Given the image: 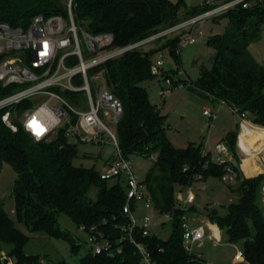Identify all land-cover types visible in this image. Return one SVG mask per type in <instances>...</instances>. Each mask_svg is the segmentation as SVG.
Instances as JSON below:
<instances>
[{"label":"trees","instance_id":"16d2710c","mask_svg":"<svg viewBox=\"0 0 264 264\" xmlns=\"http://www.w3.org/2000/svg\"><path fill=\"white\" fill-rule=\"evenodd\" d=\"M69 1L0 0V23L26 27L38 15H58L68 20ZM249 2V8L239 5L214 18H227L228 30L224 36L208 40V45L217 51L214 66L202 70L194 86L206 94L212 104L224 101L233 113H249L253 123L264 128V67L249 50L260 38L264 26V0ZM184 7L183 0L176 3L170 0H72L71 9L79 28L92 36L113 34L112 48H118L136 44L208 10L201 5L181 17ZM182 37L160 38L129 50L90 72L96 74L103 70L106 88L122 104L123 114L116 124V133L123 156L127 159L157 156L144 184L152 197L155 213L171 215L172 231L166 240L155 234L135 236L147 246L155 264L208 263L195 252H187L183 246L184 219L194 210L195 204L187 210L179 208L176 194L192 185L196 176H202L204 181L209 178L222 181L224 173V167L215 163L212 153L203 157L202 143H190L184 148L173 145L167 134V116L162 114L161 107L151 102L147 87L142 85L158 78L152 74L155 55L168 50L178 57L176 48ZM165 40L168 41L163 48L150 49L149 45ZM162 73L164 80L172 81L173 87L188 84L186 80L175 79L177 71ZM13 90L14 87H3L0 83V98ZM64 96L79 105L74 93L67 92ZM30 104L25 101L16 107V115L22 114ZM3 113L0 112V168L3 164L9 165L17 178L12 188L14 218L0 203V249L16 264H42L39 255L26 251L31 238L18 228L23 224L32 233L69 241L76 253L81 245L70 232L61 228V216L69 218L78 228L96 226L114 242L122 236L120 227L128 224L124 213L127 204L125 180L105 181L100 177L102 170H97L96 165H75L76 160L87 158L80 156L78 145L66 136V126L57 129L49 139L37 142L17 120V132L6 127L2 122ZM239 133L238 123V130L223 139L230 147L234 156L232 164L239 175L237 187L232 190L237 199L231 201L224 215L211 208L209 221L227 235L229 243H243L245 262L238 264H264V209L260 204L264 173L244 175L237 153ZM131 207L134 211L136 205L132 203ZM218 228L214 226L219 232ZM123 246V253L116 257L89 251L80 264H139L140 256L135 247L129 242Z\"/></svg>","mask_w":264,"mask_h":264},{"label":"built area","instance_id":"2783aa9c","mask_svg":"<svg viewBox=\"0 0 264 264\" xmlns=\"http://www.w3.org/2000/svg\"><path fill=\"white\" fill-rule=\"evenodd\" d=\"M202 5L208 7L204 13L184 19L176 26L136 44L118 48H112L113 34L92 36L76 25L71 9L72 0L68 4V20L58 15L49 17L38 15L26 27H13L5 22L0 23V83L3 87H14L10 94L0 98V112L4 111L2 115L4 125L13 132H17L18 126L15 121H19L23 129L37 142L49 139L57 129L63 126L67 127L66 136L76 145L79 143L103 144L105 135L111 139L114 160L104 166L100 177L105 181L118 178L125 180L127 204L124 207V213L127 215L128 224L120 227L123 234L115 242L96 226L90 229L82 227L81 229L88 234L89 251L95 255L106 254L109 257H116L123 253V244L129 242L140 256L139 264H155L147 246L135 238L136 234H141L143 237L151 235L153 217L149 213L138 217L136 211L141 203L146 211L154 210L152 197L144 181L134 173L132 159L123 156L117 133L112 131L102 119V116L111 117V123L116 125L123 114L122 104L106 86L97 90L95 95L89 74L93 69L122 56L129 50L148 45L160 38L171 37L184 30L187 32L181 39L180 47L195 45L198 39L204 36L198 30L204 21L224 15L239 5L249 8L251 3L249 0H202ZM83 42L88 50L87 57ZM165 64L164 57L159 56L152 66V74L160 76ZM93 79L101 80L102 77L94 75ZM75 80L82 81L83 85L74 86ZM163 82L167 86L163 93L168 95L173 83L170 79H165ZM67 92H84L88 100V109L85 110L81 104L72 107L64 96ZM25 101L31 104L22 114L16 115V107ZM216 105L212 108H203V116L209 123V128L218 118L220 110L227 106L224 101H219ZM238 117L241 131L237 141V153L243 160L241 155L247 157L248 153L241 145L240 135L246 126L251 128L253 126L248 122L249 113H243ZM263 140L258 139V143L263 145ZM209 153H214L215 163L224 167L222 182L230 186L236 184L239 175L232 164L234 156L227 142L222 140L213 146L207 140L203 143L202 155L206 157ZM254 153L257 154L255 158L258 162H262L263 153L260 149H255ZM150 159L156 161L157 156H151ZM198 183H205L202 176H196L192 185L177 192L176 201L179 208L187 210L196 203L198 191L206 189L204 185L200 189L196 188ZM132 203L136 205L134 211L131 209ZM211 208L214 206L211 205ZM164 216L171 219L169 214ZM184 221L183 246L187 252H194L195 246L202 247L206 239H214L213 233L207 234L203 226L189 225L186 223V218ZM197 256L200 259L203 258L201 254ZM242 258L243 253L238 252L236 259ZM0 262L16 264L2 249H0ZM39 262L46 264L42 259Z\"/></svg>","mask_w":264,"mask_h":264},{"label":"rangeland","instance_id":"374dc122","mask_svg":"<svg viewBox=\"0 0 264 264\" xmlns=\"http://www.w3.org/2000/svg\"><path fill=\"white\" fill-rule=\"evenodd\" d=\"M174 3L179 0H170ZM185 7L182 9L181 17L186 16V12L191 9H198L202 5V0H183ZM223 2V1H221ZM262 2V1H261ZM218 18V17H217ZM228 19H208L204 21L198 30L203 33V37L199 38L195 45L186 47L177 46L176 58L168 50H164L158 55L154 56V60H158L159 56H163L165 59V66L162 71L172 72L177 71L174 75L175 79L186 80L187 85L180 84L178 87H171L170 94L163 93L161 88V82H163V73L154 81L145 82L142 85L148 88L150 99L153 104L161 107L162 114L167 116V134L170 141L176 148H184L190 142L196 144L204 143L209 140L210 144L218 143L226 138L230 132H236L238 130L239 117L233 113L228 106H224L219 114L218 118L214 121L213 126L209 128V123L203 116L204 107H216L217 105L209 102L201 92L194 86L202 74V70H210L214 66V58L217 51L215 48L208 45V40L217 36H224L228 30ZM187 31H182L178 34L171 35V39L182 37ZM197 34V33H196ZM81 38L83 36L81 35ZM84 41V40H83ZM162 41L157 44H151L150 49L163 48L166 44ZM147 46V48L149 47ZM83 48L87 57L88 50L85 48L83 42ZM180 48V49H179ZM180 50V51H179ZM250 54L252 57L264 67V26L261 29L260 38L250 45ZM94 75H100L101 80L93 79ZM91 84L96 95V91L105 86L104 71L100 70L96 74L90 73ZM161 81V82H160ZM164 83V82H163ZM73 85L80 87L83 85L82 81L75 80ZM75 99L78 104L84 106L85 110L88 109V100L84 92L74 93ZM67 101L72 107H76L72 101ZM248 118V122L253 128L246 126L244 129H252L253 136L257 135L259 126L255 125L252 121V116ZM112 116V113H111ZM104 123L112 130L116 132V125L111 123V117L102 116ZM258 127V128H254ZM241 131V127H240ZM244 131V130H243ZM259 137V136H258ZM103 144L92 143H79L78 150L80 156H84L87 160H76L75 165L79 166L83 164L85 167H91L96 165L97 170H103L104 166L114 160V147L111 143V139L108 135L104 136ZM257 142V140H256ZM251 143V142H250ZM252 144V143H251ZM256 144L253 143V147ZM254 153V150H252ZM87 155V156H86ZM90 156V157H88ZM257 156L254 153L250 158L241 155L240 166L246 177V171H252L253 173H264V154L262 155V162H258L255 158ZM153 161L142 156H133L132 165L133 171L136 176L145 181L148 177ZM248 163V166L244 169V165ZM261 169V171H260ZM255 176V175H254ZM17 176L12 168L3 164L0 168V203L3 208L10 213V216L14 218L13 209L14 201L12 198V188ZM206 186L205 190H199L197 193V201L194 206V210H190L185 216L186 223L193 226H203L207 232V226L209 221L210 206L213 205L214 209L220 214L227 213V208L231 201H236L237 196L232 193L233 189H236V184H225L217 178H209L205 183H198L195 187L202 188ZM94 193H92L93 196ZM260 204L264 209V193L262 189ZM136 215L141 217L142 215L149 213L153 217L151 234H155L159 238L166 240L169 238L172 225L171 219L163 215H159L154 210L146 211L142 203L138 206ZM61 228L67 230L75 238V242L80 244L81 247L76 253H73L72 247L69 241L63 239L51 238L42 233H32L25 225L19 224L18 228L28 235L31 240L26 247V251L29 254L39 255L46 263H55L58 261H66L69 264H80L81 258L89 252L90 245L88 244V234L81 228H78L69 218L61 216L60 219ZM218 227V226H217ZM218 236L219 232L215 231ZM243 243L236 244L229 243L227 241V235L223 233L222 240L210 241L206 239L202 247H194L196 254H201L203 259L212 264H233L244 263L245 258L237 260L236 256L238 252H243Z\"/></svg>","mask_w":264,"mask_h":264},{"label":"crops","instance_id":"0c3cea01","mask_svg":"<svg viewBox=\"0 0 264 264\" xmlns=\"http://www.w3.org/2000/svg\"><path fill=\"white\" fill-rule=\"evenodd\" d=\"M161 82V81H160ZM163 82H161V85H162ZM162 88V86H161ZM148 89V88H147ZM164 90V89H163ZM149 92V91H148ZM201 94L208 100L207 98V95L204 94L203 92H201ZM150 98V96H149ZM151 100V99H150ZM209 101V100H208ZM152 102V100H151ZM253 133H256V132H253L252 129H244V131L241 133L240 135V142H241V145L242 147L245 149V151L248 153L247 155V158H250L251 156L254 155V153H252L251 149L252 150H255V149H260V152L264 154V129L262 130H258L257 132V135L255 134V137L253 136ZM259 136V137H258ZM258 139L260 140H263V145H260L258 143ZM257 140V142H256ZM247 141H248V144H247ZM252 144H251V143ZM190 143H193L195 145H199V144H196L195 142H190ZM189 143V144H190ZM253 143L256 144L255 147H253ZM216 144V143H215ZM188 145V144H187ZM214 146V144H212ZM213 155H215L214 153H212ZM246 166H248V163L246 165H244V169L246 168ZM261 171V169H260ZM247 175L248 176H254V175H258L260 172L258 173H253L251 170L250 171H246ZM206 182V181H205ZM198 198V197H197ZM197 201V199H196ZM201 226V225H200ZM214 226L217 227L216 224H212L210 221H208V226H207V234H210L211 232L213 233V240H222L223 239V231H221L218 227V230H219V234L218 236L216 235L215 233V229H214ZM210 241H213L212 239H208Z\"/></svg>","mask_w":264,"mask_h":264},{"label":"water","instance_id":"95a60500","mask_svg":"<svg viewBox=\"0 0 264 264\" xmlns=\"http://www.w3.org/2000/svg\"><path fill=\"white\" fill-rule=\"evenodd\" d=\"M161 86H162V88H163V89H166V88H167V86H166V84H165V83H162V85H161Z\"/></svg>","mask_w":264,"mask_h":264}]
</instances>
